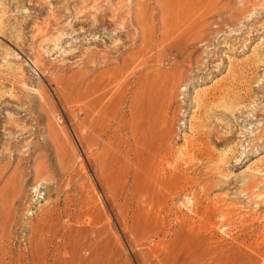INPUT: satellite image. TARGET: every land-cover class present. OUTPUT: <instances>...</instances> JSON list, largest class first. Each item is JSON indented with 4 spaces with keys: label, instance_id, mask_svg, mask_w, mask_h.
Instances as JSON below:
<instances>
[{
    "label": "rangeland",
    "instance_id": "1",
    "mask_svg": "<svg viewBox=\"0 0 264 264\" xmlns=\"http://www.w3.org/2000/svg\"><path fill=\"white\" fill-rule=\"evenodd\" d=\"M0 264H264V0H0Z\"/></svg>",
    "mask_w": 264,
    "mask_h": 264
},
{
    "label": "bare ground",
    "instance_id": "2",
    "mask_svg": "<svg viewBox=\"0 0 264 264\" xmlns=\"http://www.w3.org/2000/svg\"><path fill=\"white\" fill-rule=\"evenodd\" d=\"M216 1V0H215ZM210 2V1H209ZM201 16H204L203 14L202 15H200V17ZM201 19V18H200ZM137 24V23H136ZM203 25V24H202ZM137 27H138V25H137ZM204 27V26H203ZM140 28H142V27H140ZM140 30V29H139ZM142 30H144V28L142 29ZM141 30V31H142ZM147 31V30H146ZM143 35V34H142ZM195 36V35H194ZM201 37H202V35H201ZM148 39V38H147ZM146 39V40H147ZM198 41V40H197ZM144 42V41H143ZM145 43V42H144ZM141 46H142V44H141ZM144 46H146V45H144ZM151 46H149V48H150ZM152 48V47H151ZM150 48V49H151ZM143 49H145V48H143ZM90 50V49H89ZM134 50V49H133ZM132 50V51H133ZM137 50V49H136ZM147 50V49H146ZM145 50V51H146ZM149 50V49H148ZM144 51V52H145ZM105 52H107V51H105ZM109 52V51H108ZM139 52V50H137V53ZM151 52V51H150ZM134 53V52H133ZM149 53V52H148ZM158 53V52H157ZM107 54V53H106ZM143 54H145V53H143ZM123 55V54H122ZM140 55V54H139ZM82 59H83V61L86 63V64H90V65H95V68H97V65L98 64H101V65H99L100 67L101 66H106L107 67V65H109V63H110V60H109V58L107 57V55H105V53L104 52H99V50L98 51H93V50H90L89 52H83L82 53ZM121 56V55H120ZM144 56V55H143ZM149 56V55H148ZM157 56V55H156ZM109 57H110V55H109ZM118 57H119V55H118ZM123 57V56H122ZM141 57H142V55H141ZM146 57H147V53H146ZM145 57V58H146ZM154 57H155V55H154ZM111 58V57H110ZM149 57H147L146 59H148ZM157 58V57H156ZM81 59V60H82ZM125 59V58H124ZM128 59H130V58H128ZM143 59V58H142ZM153 59H155V58H153ZM114 60V59H113ZM112 60V61H113ZM117 60V59H116ZM151 60V59H150ZM132 60L130 59V62L129 63H131V65H132V63L133 62H131ZM143 61V60H142ZM144 61H146V60H144ZM148 61V60H147ZM152 61V60H151ZM137 62L138 61H136L135 63L137 64ZM155 62H158V61H156L155 60ZM112 63V62H111ZM114 63V62H113ZM128 63V62H127ZM154 63V62H153ZM118 64V63H117ZM156 64H158V63H156ZM83 65V64H82ZM85 65V64H84ZM119 65V64H118ZM118 65H117V68H118ZM133 65H135L134 63H133ZM142 65V64H139L138 63V67H140V66ZM145 65V64H144ZM146 65H147V63H146ZM152 65V64H151ZM155 65V64H154ZM122 66H123V64H122ZM137 66L135 67V72H136V69L138 68ZM144 67V66H143ZM147 67V66H146ZM146 67H144V68H146ZM155 67V66H154ZM88 68H90L89 66H88ZM123 68H124V66H123ZM143 68V69H144ZM155 68H158V66L157 67H155ZM154 68V69H155ZM139 69V68H138ZM137 69V70H138ZM142 69V70H143ZM149 69V68H148ZM152 69V68H151ZM100 70V69H99ZM104 70V69H103ZM110 70V69H109ZM108 70V71H109ZM123 70V69H122ZM147 70V69H146ZM153 70V69H152ZM84 71V70H83ZM96 71V70H95ZM95 71H85L81 76H80V80H81V85H83V87L84 88H87L88 86H89V84H88V81L90 80V78H92V73H96ZM107 71V72H108ZM119 71V69L117 70V72ZM81 72V71H80ZM121 72V71H120ZM119 72V73H120ZM128 73H129V71H127ZM127 72H126V74H127ZM133 72V71H132ZM112 73V72H111ZM111 73H109V74H111ZM144 73H146V72H144ZM157 73H158V71H157ZM105 74V73H104ZM113 74H114V72H113ZM112 74V75H113ZM121 74V73H120ZM120 74H119V76H120ZM139 74H140V70H139ZM142 74V73H141ZM94 75V74H93ZM107 75V74H106ZM153 75V74H152ZM96 76V75H95ZM101 76H103V74H98L97 76H96V79H99V77H101ZM125 76V74L124 75H122V78ZM137 76V75H136ZM140 76V75H139ZM155 76V75H154ZM154 76H153V78H152V80L154 79ZM156 76H158V75H156ZM155 76V77H156ZM79 78V77H78ZM135 78V73L133 74V75H131V78H128V79H124L122 82H120V79L118 80V85L117 86H114V83L115 84H117L116 82H113L114 80H112V79H106L107 81H106V87L103 89V91H101V93L98 95L97 93H95V94H93L94 96H95V98H94V102H96V103H98V104H100L101 105V114H103V115H109V113L110 112H112L113 111V108H112V102H113V99L115 98V94H111L112 92L110 91V93H108V92H105L109 87H116V88H123L124 86H127L128 88L127 89H132L133 87L135 88V85H136V78ZM143 78H144V76H143ZM147 78H149V77H147ZM93 79V78H92ZM117 79V78H116ZM138 79V78H137ZM174 80H175V78H173ZM144 81H145V79H143ZM116 81V80H115ZM151 81V80H150ZM155 81H156V79H155ZM93 82V81H92ZM152 82V81H151ZM150 82V83H151ZM158 82V81H157ZM90 83V82H89ZM142 83V82H141ZM147 83V82H146ZM100 84V81H99V83H98V85ZM158 84V83H157ZM91 85V84H90ZM97 85V86H98ZM133 86V87H132ZM139 86H140V83H139ZM142 86V85H141ZM149 86V85H148ZM155 88L157 87V85H153ZM175 86H176V83H173L172 85H171V87H170V91H169V94H170V96L168 97L169 99H168V102H166L167 103V110H169L170 109V106H172L171 104H172V102H173V99H174V97H173V95L172 94H174V89H175ZM121 88V89H122ZM153 88V87H152ZM154 88V89H155ZM158 88V87H157ZM156 88V89H157ZM138 89V88H137ZM147 89V88H146ZM151 89V85H150V88H149V90ZM100 90V89H99ZM105 90V91H104ZM134 90V89H133ZM127 91V90H126ZM151 91V90H150ZM158 91V90H157ZM85 92V91H84ZM122 92V91H121ZM121 92H118L119 94H118V96H121L120 97V99H122V98H124V97H122V93ZM124 92V91H123ZM86 93V92H85ZM124 94V93H123ZM138 94V93H137ZM137 94H136V91H131V90H129L128 91V93H126L125 94V99H127V101H125V102H127V108H125L126 109V111H125V115H126V117H127V119H128V131H127V134H125L126 135V139H127V145H128V148H129V150H128V153H129V156H132L133 155V151H134V148H135V143H136V140H137V135H138V132L137 131H135V121H136V118L138 117V113H139V108H138V101L136 100V98H137ZM143 94V93H142ZM148 94V93H147ZM146 94V95H147ZM153 94H154V92H153ZM158 94V93H157ZM156 94V95H157ZM168 94V95H169ZM149 95V94H148ZM155 95V94H154ZM124 96V95H123ZM81 97V96H80ZM87 97V96H86ZM90 97H92V96H90ZM155 97V96H154ZM158 97V96H157ZM83 98H84V96H83ZM88 98V97H87ZM119 98V97H118ZM77 99H81V98H77ZM85 99V98H84ZM91 99V98H90ZM138 99V98H137ZM115 100V99H114ZM153 100V99H152ZM80 101V100H79ZM93 101V100H92ZM121 101V103H122V100H120ZM147 101V100H146ZM155 101H158V100H155ZM85 102V101H84ZM87 102H88V99H87ZM77 103H79V102H77ZM86 103V102H85ZM85 103L83 104V108L81 109V114L83 115V117H87V113L88 112H86V105H87V103H86V105H85ZM90 103V102H89ZM92 103V102H91ZM120 103V102H119ZM151 103V102H150ZM148 104V103H147ZM146 104V105H147ZM153 104V103H152ZM151 104V105H152ZM156 104V103H155ZM158 104V103H157ZM160 104H161V102H160ZM164 104V103H163ZM162 104V105H163ZM79 105V104H78ZM80 105H82V104H80ZM161 105V106H162ZM165 105V104H164ZM122 106V105H121ZM120 107V106H119ZM150 107V106H149ZM162 107H164V106H162ZM97 108V107H96ZM154 108V107H153ZM155 108H157V107H155ZM124 109V110H125ZM148 109V108H147ZM120 110V109H119ZM146 110V109H145ZM144 110V111H145ZM165 110V109H164ZM172 110V109H171ZM115 111H117L118 112V110H115ZM121 111V110H120ZM149 111V110H148ZM147 111V112H148ZM123 112V111H122ZM157 112V111H156ZM161 112H163V111H161ZM166 112V111H165ZM97 113V115H98V112H96ZM113 113H115V112H113ZM94 114V113H93ZM118 114V113H117ZM147 114V113H146ZM166 114V113H165ZM165 114H163V115H165ZM120 115V114H119ZM171 115V114H170ZM99 116V115H98ZM116 116V115H115ZM139 116H140V113H139ZM154 116V115H153ZM167 116V115H166ZM165 116V118H167ZM174 116V115H173ZM173 116H171V118L173 117ZM123 117H125V116H123ZM125 117V118H126ZM112 118V117H111ZM161 118V117H160ZM163 118V117H162ZM162 118H161V120H162ZM91 119V118H90ZM89 120V119H88ZM105 120V119H104ZM115 120V119H114ZM139 120V119H138ZM141 120V119H140ZM148 120V119H147ZM160 120V119H159ZM166 120V119H165ZM165 120H164V122H165ZM113 121V120H112ZM90 122V121H89ZM141 122V121H140ZM161 122V121H160ZM94 124V123H93ZM137 126V125H136ZM147 126V125H146ZM142 128V127H141ZM140 129V128H139ZM146 130V129H145ZM169 130H170V128H169ZM141 131H143V128H142V130ZM151 132V131H150ZM152 132H155V131H152ZM170 131H167V134L169 133ZM147 133H148V131H147ZM144 134H145V132H143L142 133V135L141 136H144ZM158 134V133H157ZM147 135H149V133L147 134ZM150 136V135H149ZM155 136V135H154ZM143 138V137H142ZM150 138H152V136L150 137ZM149 139V138H148ZM150 140V139H149ZM148 140V141H149ZM141 141V140H140ZM152 142V141H151ZM109 143V142H108ZM143 143V142H142ZM149 143V142H148ZM147 143V144H148ZM151 144V143H150ZM142 145V144H141ZM140 145V146H141ZM144 146H145V144H143ZM156 146V145H155ZM137 147V146H136ZM154 147V146H153ZM192 148H190L193 152H194V147L193 146H191ZM144 148V147H143ZM159 149V148H158ZM195 150H197V149H195ZM140 151V150H139ZM150 152V151H149ZM199 152V151H198ZM141 153V152H140ZM138 154V153H137ZM152 156V155H151ZM160 157V156H159ZM156 159V158H155ZM159 160V159H158ZM154 161V160H153ZM137 162V161H136ZM132 166H133V164H132ZM152 167V166H151ZM135 169V168H134ZM153 171V170H152ZM182 172V171H181ZM38 175V174H37ZM150 175V174H149ZM158 178V177H157ZM156 178V179H157ZM156 182V181H155ZM156 183H158V182H156ZM157 185V184H156ZM55 204V203H54Z\"/></svg>",
    "mask_w": 264,
    "mask_h": 264
}]
</instances>
